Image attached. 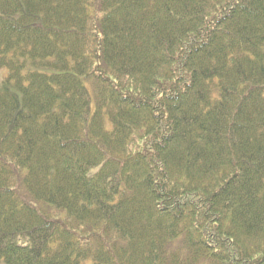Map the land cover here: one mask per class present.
I'll use <instances>...</instances> for the list:
<instances>
[{"label":"trees","instance_id":"1","mask_svg":"<svg viewBox=\"0 0 264 264\" xmlns=\"http://www.w3.org/2000/svg\"><path fill=\"white\" fill-rule=\"evenodd\" d=\"M0 264H264V0H0Z\"/></svg>","mask_w":264,"mask_h":264},{"label":"rangeland","instance_id":"2","mask_svg":"<svg viewBox=\"0 0 264 264\" xmlns=\"http://www.w3.org/2000/svg\"><path fill=\"white\" fill-rule=\"evenodd\" d=\"M7 74H8V72H7V70L5 68L0 69V84L6 78Z\"/></svg>","mask_w":264,"mask_h":264}]
</instances>
